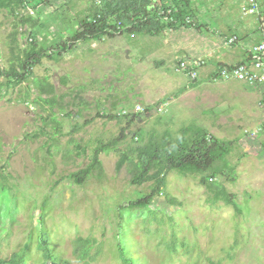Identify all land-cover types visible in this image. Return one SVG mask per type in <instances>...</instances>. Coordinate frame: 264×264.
Instances as JSON below:
<instances>
[{"label": "rangeland", "instance_id": "1", "mask_svg": "<svg viewBox=\"0 0 264 264\" xmlns=\"http://www.w3.org/2000/svg\"><path fill=\"white\" fill-rule=\"evenodd\" d=\"M33 1L23 0L15 15L0 8V70L19 71L24 49L34 46L40 52L42 42L57 43L69 34L68 25L91 17L96 9L93 0ZM209 1L214 7L222 2ZM214 9L208 20L217 19ZM29 17L32 21L25 23ZM204 28L87 40L79 44L83 54L74 45L61 54L46 52L24 81L0 88L1 260L29 244L26 264H35L33 229L42 227L68 264H122L116 253L121 235L143 264H264V134L251 135L261 127V109L254 107L252 117L246 109L239 115L233 110L239 105L227 102L224 89L216 87L226 81L187 84L178 71L180 61L217 64L223 37ZM145 39L155 43L153 50L140 45ZM92 44L96 49L86 50ZM44 86L49 92L40 94ZM136 104L144 111L141 119L105 117L131 112ZM51 119L60 123V134H54ZM190 125L232 142L228 166L217 181L237 209L221 199L210 202L215 191L201 186L198 176L175 172L166 176L163 195L147 208H127L148 194L151 184H130V166L116 169L122 153L131 156L130 150L155 135L169 131L176 136ZM116 139V145L98 155L100 173L94 170L82 184L71 180L69 175L88 165L96 147ZM172 235L178 244L175 254L165 248ZM77 237L89 241L91 254L99 248L94 261L76 262L70 242ZM62 238L60 245L56 241ZM224 248L232 249L230 259Z\"/></svg>", "mask_w": 264, "mask_h": 264}, {"label": "trees", "instance_id": "2", "mask_svg": "<svg viewBox=\"0 0 264 264\" xmlns=\"http://www.w3.org/2000/svg\"><path fill=\"white\" fill-rule=\"evenodd\" d=\"M22 1L23 0H0V8H4L11 15H15L14 9L19 6ZM33 3H35V1H33ZM43 5L45 6L46 3L43 2ZM97 14L99 18L93 21L91 18H96L95 16ZM185 18H190L194 22V27H196L195 24L198 19L193 9L192 0H103L102 7L95 9L91 17L78 20L75 23L73 22V25L70 24L68 27L66 26L69 29L67 37L60 38L57 43L50 41L47 46L42 42L40 52H36L34 46L28 50L24 49L22 52L23 59L19 64V71L12 68L0 70V77L5 79L3 83H0V88L2 86L13 87L24 81L29 75L31 67L42 57L43 53L46 55V52H50L49 54L57 55V53L67 50L68 47H72L73 43L86 42L87 40L103 37H114L115 35L112 34V32L115 30L118 23L121 26L122 33H127L129 36L131 34L158 36L164 30L189 28L190 26L184 24ZM171 20L176 21L180 25L175 26ZM23 21L28 23L32 21V19L29 17ZM36 22L37 20H35L34 23ZM39 27L41 29L44 28L41 24ZM29 37L31 40H35V36L32 32L29 34ZM57 46H61V49H58L59 47ZM194 82H196V80L192 81L191 84ZM48 92L49 90H47L45 86L39 88L40 94ZM148 111V109H145V112ZM140 114L141 113L138 115H106L105 117L115 119L121 115V118H126L130 122L141 119ZM101 115L103 116V112H101ZM51 123L54 124V134H60V123L56 119H51ZM155 136V138L148 140L147 143L130 150L131 156L122 153L120 159L117 161V170L120 169L124 163L130 166L129 173L131 177L129 182L131 185L140 186L148 182L151 184L149 193L130 202L127 208H147L155 196L163 195L166 176L171 172H175L181 176H198L201 186L209 190L214 189L215 191L210 202L212 201V203H214L221 199L225 205L231 206L235 210L237 209L233 205L231 196L224 192L221 184L217 181L219 176L224 175V171L228 166L226 158L231 151V141L216 138L205 128L194 125L181 127L178 129L176 136L172 135L169 131H164L159 136ZM121 137H124L123 133H121ZM117 142L118 139L111 141L110 144L96 147L92 151V156L88 165L69 175L71 180L76 184H82L87 176L92 174L94 170L100 173L101 163L98 159V155L108 151L111 147L116 145ZM119 228L121 231L125 229L121 225ZM33 233L35 234L34 238L36 242L35 264H68V259L61 258V254H59L60 251L57 252L54 250L52 243L50 244L48 229L46 230V228L42 227L40 231L33 229ZM53 235L56 237V234ZM126 237L127 236L121 235L116 244V253L119 260L122 264H143L136 259V256L131 255L130 247L126 246ZM28 239L29 241L31 240V234ZM56 242L63 245V238L60 239L59 242ZM24 245L22 249L11 255L8 260L0 259V264H26L28 260L29 244ZM90 246L88 240L80 237L70 242V251L76 262L89 263L94 261L95 255L99 254V248H96L95 254L93 255L91 254ZM177 246V239L174 235H172L170 240L165 242V248L170 254L176 253ZM181 247H184V245H181ZM228 249L230 248H224L223 251L226 253L227 259H230L231 256H229ZM231 250L232 249H230V251ZM211 264H221V262Z\"/></svg>", "mask_w": 264, "mask_h": 264}, {"label": "crops", "instance_id": "3", "mask_svg": "<svg viewBox=\"0 0 264 264\" xmlns=\"http://www.w3.org/2000/svg\"><path fill=\"white\" fill-rule=\"evenodd\" d=\"M219 2H221V4H219L218 7L217 6L214 7V4H212L209 0L208 3H206L205 0H192L193 9L197 14V19H198L195 24L196 27H193L194 28L193 30L198 31L202 27H205L204 29L208 33L209 32L215 33L223 37V43L220 48L221 50L222 49L223 50L221 52H219L220 49L218 48L216 50L217 56H215V59L217 61V64L206 66L205 63L203 62V66L198 70L195 83L199 85L205 84L206 81L209 82L213 72L217 70V68L219 67H224V66L228 67L242 62H247L249 60L250 47L262 39V34H260V32L258 31L256 18L254 17H245L244 19L240 18L239 6L242 0H219L218 3ZM258 5L260 12L264 13V0H258ZM95 8L97 9L100 7L95 6ZM213 8H215L214 9L215 11L214 10L212 11L217 19L208 20L207 13H211V9ZM189 29H192V27H189ZM210 29L213 30L210 31ZM134 36L135 35H133V37ZM233 36L236 37V42L231 45H227L226 40ZM104 38L105 37L100 38V40ZM80 43L81 42L75 44L73 43L74 46L73 45L72 46L75 48L78 47L77 50L78 49H81V51L83 50L82 51L83 54L85 49L83 46L79 47ZM145 43L150 47V51L153 50L155 43L153 44L151 40L145 39V42L142 40L140 42V45L143 46L142 44ZM68 49H71V47H68ZM91 49H96V46L92 44L91 47L86 48V50H91ZM220 83L221 84L216 86V83L209 82V84L211 85L224 89V92L227 95L226 97L227 102H231L232 104L236 102L239 105L240 107L239 109H237L238 106L233 108V110L236 111L239 115H242L241 114L242 111L246 109V111L248 110L250 114L248 116L252 117L255 116L253 112L254 107L260 108L261 115L258 117H261V126L264 124V105H260V101L264 97V84L247 85L237 81H226ZM187 84H191V83L188 82ZM105 102L106 101L104 100L103 103ZM107 102H108L107 105H109L110 101ZM111 106L112 104H110L109 107ZM248 116L246 118H250ZM261 133L264 134V132Z\"/></svg>", "mask_w": 264, "mask_h": 264}, {"label": "built area", "instance_id": "4", "mask_svg": "<svg viewBox=\"0 0 264 264\" xmlns=\"http://www.w3.org/2000/svg\"><path fill=\"white\" fill-rule=\"evenodd\" d=\"M94 4L97 7L102 6V0H94ZM240 18L254 17L257 19V27L262 39L256 44L252 45L249 49V60L233 66L219 67L215 70L210 77L209 82L216 83L218 81H237L247 85H263L264 84V13L259 10L258 0H242L239 6ZM96 18H91L96 21L99 18L97 14ZM175 26L180 24L174 20H171ZM184 24L190 27H194V22L190 18H185ZM122 29L118 23L115 30L112 32L115 36L122 34ZM133 37V35H130ZM236 42V37L233 36L226 40L227 45H231ZM203 66V61H192L190 63L180 61L178 63V71L185 75L192 82L197 78L198 70ZM264 102V100H263ZM261 105V101H260ZM143 109L140 105L136 104L132 106L131 112L122 111L121 115L126 114H138L142 113ZM264 132V126H259L256 130L251 132L252 137H256L259 133Z\"/></svg>", "mask_w": 264, "mask_h": 264}, {"label": "water", "instance_id": "5", "mask_svg": "<svg viewBox=\"0 0 264 264\" xmlns=\"http://www.w3.org/2000/svg\"><path fill=\"white\" fill-rule=\"evenodd\" d=\"M158 109H159V107H157L156 109H154V110H153V111H151V112H153V113H154V112H155L156 110H158Z\"/></svg>", "mask_w": 264, "mask_h": 264}, {"label": "clouds", "instance_id": "6", "mask_svg": "<svg viewBox=\"0 0 264 264\" xmlns=\"http://www.w3.org/2000/svg\"><path fill=\"white\" fill-rule=\"evenodd\" d=\"M139 114V113H138Z\"/></svg>", "mask_w": 264, "mask_h": 264}]
</instances>
